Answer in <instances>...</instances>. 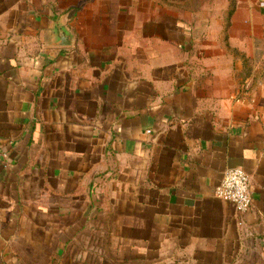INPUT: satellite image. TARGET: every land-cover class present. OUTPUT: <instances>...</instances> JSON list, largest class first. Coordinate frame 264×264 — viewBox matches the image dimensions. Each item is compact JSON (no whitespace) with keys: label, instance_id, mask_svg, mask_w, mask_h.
Returning a JSON list of instances; mask_svg holds the SVG:
<instances>
[{"label":"crops","instance_id":"1","mask_svg":"<svg viewBox=\"0 0 264 264\" xmlns=\"http://www.w3.org/2000/svg\"><path fill=\"white\" fill-rule=\"evenodd\" d=\"M109 2L0 0V264H264V95ZM234 167L247 213L216 196Z\"/></svg>","mask_w":264,"mask_h":264},{"label":"rangeland","instance_id":"2","mask_svg":"<svg viewBox=\"0 0 264 264\" xmlns=\"http://www.w3.org/2000/svg\"><path fill=\"white\" fill-rule=\"evenodd\" d=\"M18 5L26 2L29 6L44 4L55 7L59 0H11ZM114 1V2H113ZM130 0H111L109 5L128 3ZM132 10L139 17L154 13L160 17L170 15L177 21L180 30L195 34L191 45L196 51L219 46L220 63L232 61L235 68L236 95L238 98L264 95V53L248 54L246 48L264 46L259 33L264 30V0H131ZM235 11L229 17V11ZM53 10V9H52ZM253 103V101H250ZM258 102L256 101V104ZM264 106V102H260Z\"/></svg>","mask_w":264,"mask_h":264},{"label":"built area","instance_id":"3","mask_svg":"<svg viewBox=\"0 0 264 264\" xmlns=\"http://www.w3.org/2000/svg\"><path fill=\"white\" fill-rule=\"evenodd\" d=\"M215 192L218 198L232 203L241 213H247L251 209L252 179L241 167L228 169Z\"/></svg>","mask_w":264,"mask_h":264},{"label":"water","instance_id":"4","mask_svg":"<svg viewBox=\"0 0 264 264\" xmlns=\"http://www.w3.org/2000/svg\"><path fill=\"white\" fill-rule=\"evenodd\" d=\"M57 41H54L53 45L68 46L72 44V35L62 27H58L55 31Z\"/></svg>","mask_w":264,"mask_h":264},{"label":"trees","instance_id":"5","mask_svg":"<svg viewBox=\"0 0 264 264\" xmlns=\"http://www.w3.org/2000/svg\"><path fill=\"white\" fill-rule=\"evenodd\" d=\"M234 11H235V8H234V6H233V7L230 9V11H229V17L233 15Z\"/></svg>","mask_w":264,"mask_h":264}]
</instances>
